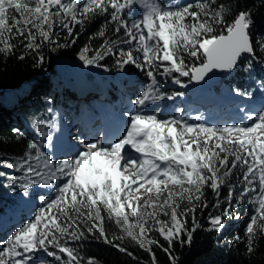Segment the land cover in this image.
<instances>
[{"label":"snow or ice","instance_id":"6c2138e0","mask_svg":"<svg viewBox=\"0 0 264 264\" xmlns=\"http://www.w3.org/2000/svg\"><path fill=\"white\" fill-rule=\"evenodd\" d=\"M229 14L233 15L231 22ZM97 16H104L113 26V34L122 32V36L105 40L92 56V49L85 46L79 59L85 67H102L100 61L106 56H116L121 70L133 65L145 72L150 83L133 101L140 111L131 116L122 138L109 145L101 140L81 141L83 147L71 158L54 160L45 151L52 146L45 129L55 124L37 127L49 143L30 142L27 158L19 166L8 167L19 171L26 166L23 188L55 187L56 195L50 200L41 197L44 206L33 219L0 241V264H48L37 255L41 252L60 264H84L77 248L69 244L86 239L85 232L133 257L132 252L114 243L123 236L110 238L106 233L105 213L120 232L149 253L151 264H158L153 245L168 255L170 264H178L172 251L174 242L192 243L201 227L197 209L203 212L209 207L204 199L206 187L215 197V209L221 208L222 188H228L220 214L208 215L211 230H223L225 218L238 220L239 214H233L232 209L247 200L252 207L245 228L248 243L251 245L258 234L264 237V111L255 116L246 113L245 122L219 128L190 124L179 114L170 119L144 114L149 103L183 95L162 93L157 74L187 87L181 77L200 83L214 71L230 73L245 55L251 58L250 68L251 61L259 59L257 51L264 54V36L253 41L251 13H233L218 0H194L179 6H164L158 0H0V54L13 53L16 45L12 41L17 37H22L19 44L33 51L44 42L55 45L53 50L68 47L54 39L59 35L56 29L74 36L77 25ZM218 27L221 32L217 35ZM97 35L104 37L105 32L100 30ZM121 44L129 48H120ZM186 57L193 62H186ZM43 60L40 56L39 62ZM160 68L163 70L158 72ZM244 95L251 97L253 93ZM13 131L20 135L19 129ZM185 202L192 207L179 212ZM160 215L170 219L161 220ZM153 230L168 247L150 237ZM248 251H252L251 246ZM86 264L96 261L88 258Z\"/></svg>","mask_w":264,"mask_h":264},{"label":"trees","instance_id":"16d2710c","mask_svg":"<svg viewBox=\"0 0 264 264\" xmlns=\"http://www.w3.org/2000/svg\"><path fill=\"white\" fill-rule=\"evenodd\" d=\"M158 2L164 6H179L183 3L194 2V0H158ZM218 3H224L233 10V13L239 10H247L251 13L254 20L252 28L254 43L260 36H264V0H218ZM10 14L18 16L15 13ZM232 19L233 15L229 14L227 20L231 22ZM112 27L106 23L104 16H97L87 20L83 26L77 25L74 28V36H68L66 30L56 29L59 35H55L54 39L58 43L69 44L68 47L53 50L55 45L44 42L39 49L33 51L26 49L23 44H19L18 41L22 37H17L12 41L16 45L13 53L0 54V215L8 213L13 218L16 214L13 211L14 205L23 195L36 187V185H32L25 189L21 186L26 181L24 175L26 166L17 171L15 167L10 168L8 165L19 166L27 158V145L30 142L44 143L45 140H42L40 133L36 131L38 126L52 123L55 114H61L68 123L80 119L83 114L91 117L95 112V107L109 111L110 114L108 112L104 117L110 120L111 113H115L119 109L117 103L125 106L128 101L127 95L136 98L146 90V86L150 83L146 73L133 65H125L121 70L116 63V56H106L104 60L100 61L102 67H85L79 59L80 51L85 46L92 49V52L89 53L92 56L105 40H113L117 36H122V32L114 35ZM100 30L105 32L104 37L97 35ZM220 32L221 29L218 27L215 34L218 35ZM73 38L76 39L75 44L71 43ZM119 47L125 50L129 48L128 45L123 44ZM40 56L44 57L43 63L39 62ZM257 56L259 59L252 60L250 68L248 63L251 58L243 59L234 74L210 89L206 93L208 99L201 102L195 101L197 94L188 89L193 87V82L189 83L187 77H181L187 87H180L172 82L171 77L157 74L162 93L182 92L183 95L175 96L172 100L164 99L155 103L157 106L165 105L171 113L182 116L185 113L182 100L186 98L188 101L194 100L196 105L208 115L225 116L226 109L234 108L237 104L234 103L235 101L232 103L223 102V98L224 100L226 98L247 99L249 96L244 93L257 87H264V54L258 50ZM186 62L193 61L186 57ZM195 63L199 64L200 61H195ZM65 68L80 72L86 84L83 86L79 78H74L70 81L72 86H69L61 74V70ZM124 70L128 73H135L134 80L129 81L124 78L118 82L116 73ZM162 70L160 68L158 72ZM82 88L85 90L84 98H81L79 94ZM22 90L24 91L22 92ZM14 129L20 130L19 136L13 131ZM235 182L236 177H233L232 183ZM204 191V199L209 202V207L203 212L199 208L197 209V218L201 227L194 233L192 243L181 245L174 242L172 251L178 264H264V237L256 235L249 245L248 237L245 235V228L252 214L251 203L241 200L239 206L232 209L233 214H239L240 218L238 220L225 218L226 227L220 232H216L211 230L208 215L209 213L220 214L226 204L223 197L227 196L228 188L224 187L221 190L220 209L212 207L215 197L211 190L206 187ZM40 194L39 192L35 194L36 207L33 210L22 212L20 223L0 226V241L10 238L13 233L33 219L38 210L44 206L38 202ZM55 195L56 191L55 193H42L46 200L52 199ZM233 202L235 203V201ZM186 207L191 208L192 205L186 202L182 203L178 211L183 212ZM104 215L108 236L110 238L123 236V239H114V243L132 252L135 259L126 253H121L111 245L104 244L102 240L88 236L85 232L86 239L69 244V246L77 248L84 264L88 258H94L96 264H151L149 253L141 250L130 237L120 232L114 220L109 219L106 213ZM159 218L164 221L170 219L169 216L163 215H160ZM187 219L189 227H191L190 212ZM149 222L151 223V220ZM149 235L152 239L159 240L164 247H168L167 242L155 230ZM237 237L240 239L238 240ZM249 246L252 248L251 252L248 251ZM152 251L155 253L158 264H170L168 255L161 248L153 245ZM37 255L46 260L48 264H60L42 252Z\"/></svg>","mask_w":264,"mask_h":264},{"label":"rangeland","instance_id":"374dc122","mask_svg":"<svg viewBox=\"0 0 264 264\" xmlns=\"http://www.w3.org/2000/svg\"><path fill=\"white\" fill-rule=\"evenodd\" d=\"M61 74L63 75V79L67 82V84L69 86L71 85V80L74 78H79V80L81 81L82 85L84 86L86 84V81L84 80L83 76L80 74V72L70 69V68H65L63 70H61ZM124 78H127L129 81L134 80L135 78V73L133 72H127V71H119L116 73V79L117 81H121ZM190 90V92H194L193 89H191L190 87L188 88ZM24 90H22L23 92ZM197 91V90H196ZM84 88H82L79 91L80 97L84 98ZM197 93L194 92V94H197L196 96V100L195 101H203L205 99H208L207 97V92H200L197 91ZM253 93V95L249 98L246 99H242L240 100L239 98H235V103L238 102H243V105H236V107H231L230 109L233 111L232 113L234 115H232V113L228 115L227 112H225V116H213L212 114H207L205 113V111H202L201 108H199V106L196 105V102L194 100H190L188 101L186 98L184 100H182V103H184L185 106V113L182 115V117L184 118V120H186L188 123H205L207 125L210 126H214V127H223V126H227L230 124H238V123H243L244 121V116L246 113H250L251 115L255 116L257 115L260 111H264V87H257L255 89H253L251 91ZM139 98H132L129 95H127V99L128 101L126 102L127 104L125 106H123V104L121 103H117L119 106V109L115 112V113H111L110 120L109 122L107 121H101L102 119H104V115H106L109 111H105L102 108L99 107H95V112L93 113V115L91 117H88L86 115H82L80 117V119H75L74 121H69L66 122L65 118L61 115V114H55L54 115V120H53V124H55L54 128L51 129H47L46 131H49L50 136H51V147L45 149L46 153L50 156L53 157V159L55 158L53 152V143H55V137L57 136L58 132H57V126L61 125L62 129L60 130V132H63L65 130L66 133L70 134V136L74 139H72L70 142H68L69 147L74 146V145H78L79 148L83 147V144L81 143V141H85V142H92L93 140H101L103 144L105 145H109L112 144L113 142L117 141L118 139L122 138L125 134H126V130L130 125V119L131 116L134 114H137L138 111H140L137 106L133 103V101L135 99ZM222 101L224 102V98L222 99ZM253 103V104H252ZM229 107L226 109L228 110ZM155 113L157 114L158 118L164 119V118H171V117H176V114L171 113L167 107H165V105L163 106H157L156 103H149L146 108L144 109V114H152ZM222 113V112H221ZM110 114V112H109ZM113 114V115H112ZM206 114V115H205ZM212 115V116H210ZM193 117H199V120H193ZM226 117V118H225ZM90 119L92 120V123L86 128L84 126V123H87L88 121H90ZM96 120H99L101 124L98 125V121L96 122V127L98 125V127H100V129L97 130H92L91 133L89 134V131L91 130L90 127L93 126L92 128H94V122ZM248 123H251V121H247ZM125 127V128H124ZM82 128V129H81ZM123 134L120 136L121 131L123 130ZM109 131V134L112 136H114V139L110 142H105V132ZM85 133H88L89 135L86 136ZM82 137L86 138L83 139ZM42 140L44 139V143L43 144H47L49 143V141L47 140V138H43L41 137ZM88 138H90L88 140ZM88 140V141H87ZM66 147L63 148V150ZM78 149V147H77ZM66 158H71V155L66 156ZM58 159V158H57ZM56 159V160H57ZM55 160V159H54ZM59 183V182H57ZM39 192H47V193H55V187H42L39 185H36V187L33 188V190H31L29 193L23 195L19 201H18V205L13 207V211H15L17 213V216L15 217H11L10 214L8 213H4L3 215H0V226L8 221L11 223L17 222V220L19 218H21L20 213L23 212V210L25 209V205H23L24 202H33V204L35 205V201H36V197L35 194ZM34 196V197H32ZM46 200V198H45ZM39 204H42L41 199L38 200ZM21 210V211H20ZM20 211V212H19ZM6 222L5 224H10ZM0 247H2V245H0Z\"/></svg>","mask_w":264,"mask_h":264},{"label":"bare ground","instance_id":"6f19581e","mask_svg":"<svg viewBox=\"0 0 264 264\" xmlns=\"http://www.w3.org/2000/svg\"><path fill=\"white\" fill-rule=\"evenodd\" d=\"M236 104H238L239 106L240 105H243L244 106V103L243 102H238V103H236ZM226 112L228 113V115H229V113L231 114L233 111L229 108L228 110H226ZM232 115H234L233 113H232ZM226 118V117H225ZM98 121V125L99 124H101L100 123V121L99 120H96L94 123V128H92L93 126H91L90 127V131H89V134L91 133V131L92 130H97V129H100V127H98V125H97V127H96V122ZM92 123V120L90 119V121H88L87 123H84V126L87 128L90 124ZM57 129V132L59 131L60 132V130L62 129V126L61 125H58L57 127H56ZM125 128V127H124ZM124 128H123V130L121 131V133H120V136H119V138L121 137V135L123 134V131H124ZM82 129V128H81ZM86 134V133H85ZM115 136V135H114ZM114 136L112 135H110L109 134V131H106L105 132V137H104V139H105V142H110V141H112L113 139H114ZM83 139H85L86 140V138H84V137H82ZM72 139H74V138H72L71 136H70V134H68V133H66L65 132V130L63 131V133H58V135L55 137V142H57V149H58V152L60 153V154H64L65 155V152H64V150H63V148L64 147H68V148H70L71 149V152H72V154L77 150V147L79 148V146L78 145H74V146H71V147H69V144H68V142H70ZM70 140V141H69ZM23 205H25V204H23ZM30 205L27 203V206L26 207H29ZM6 222H8V221H6ZM6 222H4L3 224H5ZM8 223H10L11 224V221L10 222H8ZM10 224H7V226L8 225H10Z\"/></svg>","mask_w":264,"mask_h":264},{"label":"water","instance_id":"95a60500","mask_svg":"<svg viewBox=\"0 0 264 264\" xmlns=\"http://www.w3.org/2000/svg\"><path fill=\"white\" fill-rule=\"evenodd\" d=\"M250 57H248L247 55H245L243 59H248ZM241 60V61H242ZM240 61V62H241ZM239 62V63H240ZM239 66V65H238ZM236 71L233 70L230 73L227 72H219V71H214L213 73H210L209 76L205 77L204 81H201L200 83H196L193 82V88L197 91L200 92H206L209 91L210 89H212L214 86L218 85L220 81L229 78L230 76H232L234 74V72Z\"/></svg>","mask_w":264,"mask_h":264}]
</instances>
